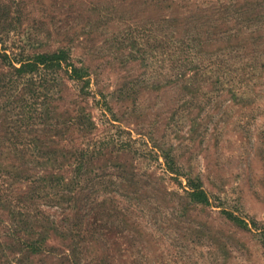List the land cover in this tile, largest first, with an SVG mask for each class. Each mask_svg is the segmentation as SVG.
I'll list each match as a JSON object with an SVG mask.
<instances>
[{
	"label": "rangeland",
	"instance_id": "obj_1",
	"mask_svg": "<svg viewBox=\"0 0 264 264\" xmlns=\"http://www.w3.org/2000/svg\"><path fill=\"white\" fill-rule=\"evenodd\" d=\"M0 264H264V0H0Z\"/></svg>",
	"mask_w": 264,
	"mask_h": 264
},
{
	"label": "trees",
	"instance_id": "obj_2",
	"mask_svg": "<svg viewBox=\"0 0 264 264\" xmlns=\"http://www.w3.org/2000/svg\"><path fill=\"white\" fill-rule=\"evenodd\" d=\"M59 59V58H58ZM194 189V192H196L197 194H203L204 195V192H202V191H199V190H196L195 188H193ZM30 250H32V248L30 247L29 248Z\"/></svg>",
	"mask_w": 264,
	"mask_h": 264
}]
</instances>
